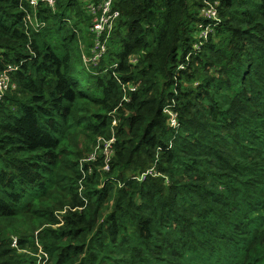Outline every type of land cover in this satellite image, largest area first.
I'll return each mask as SVG.
<instances>
[{"label": "trees", "instance_id": "trees-1", "mask_svg": "<svg viewBox=\"0 0 264 264\" xmlns=\"http://www.w3.org/2000/svg\"><path fill=\"white\" fill-rule=\"evenodd\" d=\"M87 5L0 0V264H264V0Z\"/></svg>", "mask_w": 264, "mask_h": 264}, {"label": "built area", "instance_id": "built-area-1", "mask_svg": "<svg viewBox=\"0 0 264 264\" xmlns=\"http://www.w3.org/2000/svg\"><path fill=\"white\" fill-rule=\"evenodd\" d=\"M39 1L45 2L48 6L53 7L55 0H29L30 5L36 6ZM88 2L87 8L89 9V12L93 15V22L90 26L91 32L95 34V44L93 46L92 51V57L90 58L91 61L96 62L101 55L106 50V39H103V37L108 38V36L111 34L115 22L117 21L120 13L117 9H115L114 4L115 0H102L98 1V3H95L93 0H83ZM202 14L204 17H206L209 20H213L214 22L218 21V13L214 5H211L209 3H206V7L202 10ZM30 20V17L27 18ZM212 32V24L209 23L205 26H200V31L198 34V44L196 45V48H200L209 34ZM12 71V68H7L5 70L0 71V99L3 97L4 93L9 89H15L16 86L12 82L10 77V72ZM124 90L130 89L133 90L135 87H131L129 84L123 85ZM165 112L169 115L168 122L169 125L175 129L178 127V121L176 113L171 111L169 108H165ZM111 142H105V148L108 146L107 151H109V157H111ZM107 144V146H106ZM96 156L93 154L88 159H94ZM107 158V159H108ZM145 176L141 175L140 179H143ZM15 241H13V244Z\"/></svg>", "mask_w": 264, "mask_h": 264}, {"label": "rangeland", "instance_id": "rangeland-1", "mask_svg": "<svg viewBox=\"0 0 264 264\" xmlns=\"http://www.w3.org/2000/svg\"><path fill=\"white\" fill-rule=\"evenodd\" d=\"M104 145H105V141L102 138H97L96 139V143H94V145L92 146V149L89 152V154L84 156L83 162L87 161V159L93 154L96 157H99L100 155H103L104 157L108 158L109 157V151H107L108 146L106 144L107 147L105 148ZM36 256L39 259L37 264H45L46 261L42 258L41 250H38V252L36 253Z\"/></svg>", "mask_w": 264, "mask_h": 264}]
</instances>
